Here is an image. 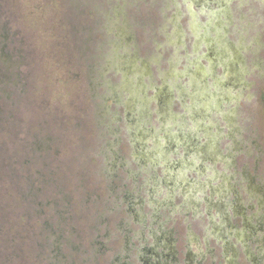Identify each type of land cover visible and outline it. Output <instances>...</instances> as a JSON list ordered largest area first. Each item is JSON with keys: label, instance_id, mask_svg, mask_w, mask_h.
Returning a JSON list of instances; mask_svg holds the SVG:
<instances>
[{"label": "rangeland", "instance_id": "obj_1", "mask_svg": "<svg viewBox=\"0 0 264 264\" xmlns=\"http://www.w3.org/2000/svg\"><path fill=\"white\" fill-rule=\"evenodd\" d=\"M0 264H264V0H0Z\"/></svg>", "mask_w": 264, "mask_h": 264}]
</instances>
